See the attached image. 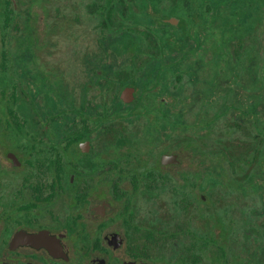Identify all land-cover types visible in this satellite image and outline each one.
Returning <instances> with one entry per match:
<instances>
[{
    "label": "flooded vegetation",
    "instance_id": "af4514ba",
    "mask_svg": "<svg viewBox=\"0 0 264 264\" xmlns=\"http://www.w3.org/2000/svg\"><path fill=\"white\" fill-rule=\"evenodd\" d=\"M253 8L259 26L238 33ZM85 11L94 48L76 28L60 63L40 49L18 68L5 37L0 264H202L236 230L264 233V168L249 163L255 148L264 160V0H89ZM241 167L242 193L219 194Z\"/></svg>",
    "mask_w": 264,
    "mask_h": 264
},
{
    "label": "rangeland",
    "instance_id": "374dc122",
    "mask_svg": "<svg viewBox=\"0 0 264 264\" xmlns=\"http://www.w3.org/2000/svg\"><path fill=\"white\" fill-rule=\"evenodd\" d=\"M89 0H16L15 4V16L17 17L16 23L19 28L14 29L10 28L9 36V48L12 50L17 66L22 67L21 64L24 63V57L30 53H33L37 56V53L40 49L48 51L52 49L55 51L60 50V52L52 53L54 62L60 63L66 54H61V50H69L70 40H66V35L69 32H74L80 34L81 32H87L92 35L91 42L88 43L86 48H94V20L90 18L85 11V3ZM1 2V1H0ZM73 8V13L71 8ZM132 8L134 5L131 6ZM2 10V5L0 3V14ZM135 12L139 11V7H134ZM72 15H77L79 21L75 22V27H68L67 20L68 17ZM118 22L121 21L119 13L117 12ZM141 24H144V17L140 16ZM63 20V21H62ZM120 25L119 23L117 26ZM17 26V27H18ZM77 28V32H76ZM80 32V33H79ZM84 36V35H83ZM79 36V38H83ZM51 43H54L53 45ZM0 45L1 43V26H0ZM81 48L84 49L83 44L81 43ZM43 47V48H41ZM52 47V48H51ZM0 46V57H1ZM46 56V54H43ZM33 56V55H32ZM36 56H33V59H36ZM48 57H43L44 67H49ZM1 109V102H0ZM238 204V203H237ZM236 204V208H237ZM241 207L237 208L239 211ZM234 218H240L238 222H242L243 218H248V215L244 216L236 212L233 215ZM262 217H257V221L260 223ZM258 223V224H259ZM235 229L240 226L239 224H234ZM246 226V224H245ZM240 230V229H238ZM219 232V230H218ZM250 237L246 239V236L243 231L234 232L233 241L230 244L229 248H225L223 264H264V233L251 232ZM219 237V234H218ZM221 238V237H220ZM215 250V249H214ZM219 254V253H218ZM217 251L214 252V260H217ZM219 263L214 261V264ZM153 264H158L156 261Z\"/></svg>",
    "mask_w": 264,
    "mask_h": 264
},
{
    "label": "trees",
    "instance_id": "16d2710c",
    "mask_svg": "<svg viewBox=\"0 0 264 264\" xmlns=\"http://www.w3.org/2000/svg\"><path fill=\"white\" fill-rule=\"evenodd\" d=\"M0 1H1L0 2L1 5H2V10H1V14H0V26H1L2 41L4 43L5 37L8 33V30L10 29V27L11 28H17L18 24L15 22V18H14L15 15L13 13V7H12L13 5H12L11 0H0ZM242 10L243 11L241 13H243V14H242V16L239 17L240 20L237 24V32L238 33L243 32L244 28L254 31L259 26V22H260V18L258 16L257 9L253 8L250 11H248L247 13H245L244 9H242ZM2 50H6L5 43H4V46L2 47ZM6 60H7V56H6L5 52L3 51L2 60L0 63V78L1 79H3V76L1 74L2 72H3V75L7 74V70H5L6 66H7ZM9 109L12 110L11 108H9ZM259 149L260 148L254 149V150H256V155L254 157H252V160H249V163L255 162L256 164H258L257 168H256L257 171L259 168H264V165L262 164V161H264V160L262 158L260 159V157L262 155L260 154ZM252 153L253 152H251L249 154L251 155ZM236 157L240 158L241 163L244 162L241 158L242 157L241 153H240L239 157L237 155L234 156V158H236ZM234 161H235V165H236L238 161H236V159H234ZM231 172L234 173V177L231 180L228 177L229 181L226 183L228 185L229 190L227 191V189H222L219 191V194H221L222 192H227V195H231V194L236 195V193H238L239 189H240V193H242V191L244 190V188L242 187L243 186L242 182L245 181L246 177L249 174V171H247V170L245 171L243 169V167H241V168H233V170H231ZM219 199L222 200V198L218 197V200ZM236 232H237V230H236ZM223 251H224V249H218L217 250V256H216L217 260H214V261L219 262L217 264H223V261H222V259H224ZM214 261H202V264H214ZM195 263L196 262L194 261L193 264H195Z\"/></svg>",
    "mask_w": 264,
    "mask_h": 264
}]
</instances>
